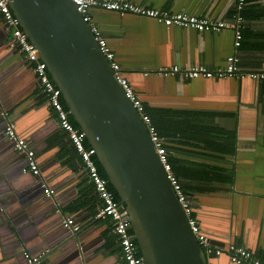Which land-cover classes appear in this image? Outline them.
Here are the masks:
<instances>
[{"label":"crops","instance_id":"crops-1","mask_svg":"<svg viewBox=\"0 0 264 264\" xmlns=\"http://www.w3.org/2000/svg\"><path fill=\"white\" fill-rule=\"evenodd\" d=\"M120 1L226 23L232 21L235 4V0ZM90 15L114 52L122 75L146 107L204 112L213 116L210 120L216 130L234 136L232 153L183 144L175 145L178 151L171 154L183 163H203L232 175L230 183L189 182L192 188L203 190L192 194L199 228L212 245L236 244L264 262V80L247 76L184 80L178 75H156L173 65L220 68L232 53L242 72H264V0H245L237 49L229 29L199 33L97 8ZM11 32L0 16V112L7 113L16 133L32 147L40 180H33L25 158L11 166L6 165L10 159H0L1 205L11 214L22 238L31 243L44 241L56 228L64 229L62 218H73L81 225L79 230L91 224L101 235L95 250L101 252L86 264H123L109 221L98 215L101 201L73 146L39 93L31 67L21 53L9 47ZM212 140L216 145L222 142ZM21 165L25 176L18 174ZM14 178L17 183L11 181ZM34 181L52 189L54 198L45 196L41 187L36 198L20 192L34 186ZM48 205L56 209L44 220L42 207ZM12 231L8 220L0 222V252L7 242L18 238ZM208 264L232 263L222 255L211 258Z\"/></svg>","mask_w":264,"mask_h":264},{"label":"water","instance_id":"water-1","mask_svg":"<svg viewBox=\"0 0 264 264\" xmlns=\"http://www.w3.org/2000/svg\"><path fill=\"white\" fill-rule=\"evenodd\" d=\"M7 2L20 28L46 63L71 117L95 150L97 162L129 217L132 239L145 264H208L143 122L76 4L72 0ZM6 123L0 115V159H10L6 165L11 166L25 156L17 154L14 141L6 137ZM23 168L21 165V171ZM21 171L18 170L19 176H25L26 172ZM33 178L40 180L39 174ZM11 181L17 183L15 178ZM33 184L20 192L36 198L41 187L45 194L48 187L36 181ZM53 194L48 198H54ZM42 208L44 220L56 209L51 205ZM5 220L18 238L5 244L0 264H26V255L37 258L32 264H86L101 252H95L101 235L91 224L73 232L61 223L64 229L56 228L44 241L37 239L31 243L22 238L16 222L0 202V222Z\"/></svg>","mask_w":264,"mask_h":264},{"label":"built area","instance_id":"built-area-1","mask_svg":"<svg viewBox=\"0 0 264 264\" xmlns=\"http://www.w3.org/2000/svg\"><path fill=\"white\" fill-rule=\"evenodd\" d=\"M77 7L83 21L87 23L93 34L100 52L107 60L111 70L114 71L116 80L125 96L132 103L133 108L137 111L141 121L143 122L151 142L154 145L156 154L167 179L170 182L177 201L187 219L188 226L191 232L195 235L198 244L203 249V252L210 260L213 257H219L222 254L228 257L232 264H264L262 260L255 257L246 248L228 244L224 247H217L210 243L208 237L199 228L198 221L194 214L192 195L185 192L177 178L173 175L171 166L168 161V152L166 142L161 138L155 126L153 125L150 116L145 110V105L139 99L138 95L133 90L128 80L122 75L120 66L115 59V54L108 46L106 39L101 31L93 23L90 12L92 9H101L105 11L116 12L120 15H133L143 18H149L166 27H177L181 29H190L199 33L203 32H219L223 29H229L234 33L233 47L237 49L240 46L242 39V29L244 19L241 15L245 0H235L234 13L232 21L215 22L206 17H198L185 12H170L154 7H147L129 3L120 0H72ZM0 16L7 27L12 29L9 47L17 50L22 54L24 60L29 64L35 77L39 93L44 97L48 108L51 110L61 130L66 134L69 142L73 146L87 178L94 188L98 198L101 201L98 215L106 218L110 223V232L114 237L119 254L123 264H145L137 243L132 239L131 224L129 217L120 204L119 200L109 189L107 178L101 176L94 162L95 150L90 146H85V134L70 121V113L63 107L61 103V91L52 81L48 72L46 63L41 59L38 49L31 43L27 35L19 26V21L13 15L9 8L7 0H0ZM238 58L235 53L227 56L225 63L220 68H207L204 65L186 66L179 68L176 65L168 66L156 72L158 77L178 75L180 79L195 80V79H222V78H244L264 80V72L245 73L239 70ZM0 115L7 117V113L0 112ZM5 135L9 140L14 141V149L17 154L24 155L27 163V168L32 175L39 174V167L35 160V153L25 138L19 136L14 128V124L6 118ZM45 196L50 197L53 190L45 189ZM62 225L76 232L81 225L76 223L71 217H66L62 220ZM26 264L34 263L37 258H30L26 255Z\"/></svg>","mask_w":264,"mask_h":264},{"label":"trees","instance_id":"trees-1","mask_svg":"<svg viewBox=\"0 0 264 264\" xmlns=\"http://www.w3.org/2000/svg\"><path fill=\"white\" fill-rule=\"evenodd\" d=\"M60 100L63 107L67 109L62 97H60ZM145 110L150 116L158 135L166 142L168 161L171 166L172 173L177 178L185 192L192 195L195 190H199L192 188L191 184H189L190 181H200L204 184H208L213 181L230 183L232 175L227 173L226 170L222 168L211 167L203 163H183L174 158L171 154L172 152L174 153L178 151L175 145L183 144H188L194 148H200L207 151L216 150L220 153H232L231 149L234 136L225 131L216 130L213 127L212 120H210L213 118L212 115L195 111H181L162 108L153 109L146 106ZM70 121L78 127L71 115ZM212 138L221 139L222 142L216 145L214 144ZM223 139H226V142ZM168 143H172L174 146L169 148L167 146ZM85 146L89 147L86 140ZM206 156L203 155V157ZM94 162L99 174L106 178L95 157ZM109 189L118 200L117 195L110 184Z\"/></svg>","mask_w":264,"mask_h":264}]
</instances>
